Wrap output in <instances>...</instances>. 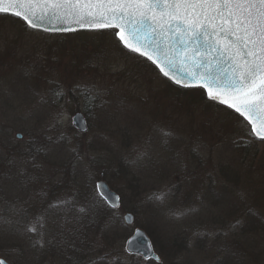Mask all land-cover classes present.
Returning a JSON list of instances; mask_svg holds the SVG:
<instances>
[{"label":"rangeland","instance_id":"374dc122","mask_svg":"<svg viewBox=\"0 0 264 264\" xmlns=\"http://www.w3.org/2000/svg\"><path fill=\"white\" fill-rule=\"evenodd\" d=\"M58 87L64 95L57 103L50 94L42 101ZM61 107L66 115L55 124ZM77 111L85 132L71 123ZM0 129L21 151L32 147L30 138L47 145L34 154L40 167H30L36 196L0 199V257L9 264H157L125 252L137 227L159 264H264V141L197 91L171 86L120 50L112 33L49 34L0 14ZM61 133L63 140L48 145L47 137ZM100 179L120 197L115 212L99 199H70L59 212L49 207L54 195L39 199L54 185L50 192L60 185L96 194ZM162 191L169 193L163 202L151 198ZM23 202L44 208L43 248L23 232ZM88 209L103 218L100 225Z\"/></svg>","mask_w":264,"mask_h":264},{"label":"snow or ice","instance_id":"6c2138e0","mask_svg":"<svg viewBox=\"0 0 264 264\" xmlns=\"http://www.w3.org/2000/svg\"><path fill=\"white\" fill-rule=\"evenodd\" d=\"M4 5L44 7L37 15L31 8L14 10ZM0 14H14L29 29L49 34L77 28L112 32L128 51L153 64L161 76L177 87L202 91L209 102L232 114L248 137L264 141V0H0ZM49 94L57 103L64 92L60 87L50 88L42 101ZM87 98L95 100L96 96L89 93ZM64 115L61 107L55 124ZM71 123H83L80 113L71 117ZM160 131L165 138L171 134ZM17 137L22 139V134ZM63 139L64 133L55 140L46 138L48 145ZM29 144L30 152L47 151V145L38 146L32 138ZM29 159L33 167H40L35 155ZM20 174H25L23 167ZM95 191L99 201L114 212L119 209L120 197L104 184L97 183ZM168 194L162 191L151 198L163 202ZM71 204L70 199L57 198L49 207L59 212ZM78 211L85 213L86 209ZM47 227V217L38 215L23 225V232L36 237L33 247L43 248ZM127 245L126 252L139 246L136 239L128 240ZM151 252L152 245L147 244L142 254L159 264L160 257L150 256ZM0 264L9 261L0 258Z\"/></svg>","mask_w":264,"mask_h":264},{"label":"trees","instance_id":"16d2710c","mask_svg":"<svg viewBox=\"0 0 264 264\" xmlns=\"http://www.w3.org/2000/svg\"><path fill=\"white\" fill-rule=\"evenodd\" d=\"M17 19H18V21H20L22 23V25H24L26 27V25L24 24V22L21 19H19V18H17ZM74 33L87 34V33H108V32L80 30V31H76ZM109 33H112V32H109ZM112 36H113L114 40L116 41L118 48L120 50L126 52L127 54H132L133 56L144 60L148 65H150L153 68L154 71L158 72V70L155 68V66L153 64L149 63L147 60L143 59L142 57H140V56L128 51L127 49H125L120 44V42L115 38L114 33H112ZM161 77H162V79L167 81L171 86L177 87L170 80L164 78L163 76H161ZM177 88H179L180 90L181 89L187 90V91L191 90V88H189V89H184V88H180V87H177ZM191 91H197V90H191ZM197 93L202 100L208 101L202 91H199V92L197 91ZM217 106L221 107L220 105H217ZM8 136H12L11 132H8V130H1L0 129V199H31L32 196L33 197L36 196L38 189L32 183L34 174L32 172L33 170L30 169V167L33 166V164L31 163L29 158H30V156H32L34 154L36 155V153L30 152L29 149L21 151V149H19L17 147V145H15L14 142H12V139H10L9 141L6 139V137L8 138ZM42 140L43 139L38 138V140H36V144L38 146H44V143L42 142ZM26 161H27V163H25ZM22 167L25 169L24 175L20 174V168H22ZM55 186L56 185H54L51 188V190ZM60 187H61L60 185L57 187V192H55L56 190L53 192H50L51 190H48L47 187L44 186L40 195H39V199H41L42 197H43L42 199H44V198L48 199L52 195H54V198L62 197L64 199H98L95 192H93L92 194H89L86 190L84 191L83 188H81V187L77 188V189H76V187H73L71 189V186L62 187V188H60ZM25 202H27V201H25ZM25 202H23V205L21 206V213H20L21 214V219H20L21 225H24L29 220H32L36 214L41 215V213H39V212H43V209H44L41 206L42 204L38 207V209H36L37 206H34L31 203H25ZM103 207L107 211H114L110 207H105V206H103ZM106 210H102V212H104ZM30 211H32V213L37 211V213H35V214L30 213V215H29ZM47 212H50V208L48 209ZM91 214H92L91 211L88 209V215H91ZM92 215H95L94 222H96L97 224L100 222V220H103V218L100 217L99 214H92ZM87 218H88V220H92L91 216H89V217L87 216ZM121 222L122 221H120V223ZM100 224H101V222L99 223V225ZM15 235L16 234L12 235L13 238L15 237L14 240L15 241L19 240L18 239L19 237L15 236ZM76 243L77 242H75V244ZM149 261L153 262L152 260H149Z\"/></svg>","mask_w":264,"mask_h":264},{"label":"water","instance_id":"95a60500","mask_svg":"<svg viewBox=\"0 0 264 264\" xmlns=\"http://www.w3.org/2000/svg\"><path fill=\"white\" fill-rule=\"evenodd\" d=\"M3 7L5 8H12L14 10H18V8H31L35 11V13L37 15H40L41 14V10L44 6L40 5V6H36V5H23V6H9V5H4ZM11 15H14V14H11ZM15 16V15H14ZM77 30H84V29H80V28H77ZM126 48V47H125ZM127 49V48H126ZM167 70V69H166ZM170 73H171V70H169ZM76 113H80V115L82 116L83 118V123L82 124H78V125H75L79 131L81 132H85L88 127H87V124H86V120H85V117L83 116V114L79 111L75 112L73 115H75ZM86 129V130H85ZM97 183H102L106 186V188L111 191V193L113 195H117L119 196L116 192H114L113 190H111L108 186V184L106 183V181L104 179H100L96 182ZM123 220L125 223L127 224H132L133 223V215L130 213V212H125L124 215H123ZM131 239H136L138 241V247L137 245H133L130 252H127L129 254H133V255H140L142 256L144 259L145 256L142 254L144 252L147 251V244H151V241L148 237V235L146 234V232L137 227V228H134L133 232L131 233V235L126 239L125 241V245H124V249H126L128 247L127 245V241L128 240H131ZM150 256H159L155 251H154V248L152 246V252L149 254ZM146 260H149V259H146ZM154 261H156L155 259H153ZM157 262V261H156Z\"/></svg>","mask_w":264,"mask_h":264},{"label":"flooded vegetation","instance_id":"af4514ba","mask_svg":"<svg viewBox=\"0 0 264 264\" xmlns=\"http://www.w3.org/2000/svg\"><path fill=\"white\" fill-rule=\"evenodd\" d=\"M0 258H2V257H0Z\"/></svg>","mask_w":264,"mask_h":264}]
</instances>
